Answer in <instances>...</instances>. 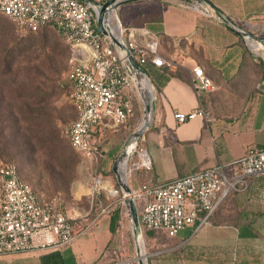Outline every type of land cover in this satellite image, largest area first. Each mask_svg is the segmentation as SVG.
<instances>
[{"label":"crops","instance_id":"1","mask_svg":"<svg viewBox=\"0 0 264 264\" xmlns=\"http://www.w3.org/2000/svg\"><path fill=\"white\" fill-rule=\"evenodd\" d=\"M212 1L244 29L264 25V0ZM119 11L123 12V21ZM115 14L127 39L143 46L157 42L161 55L176 60L172 66L144 67L149 80L143 81V91L148 90L151 97L153 116L142 137V150L151 165L134 168L129 181L132 188L156 186L220 163L231 173L234 162L249 148H264V80L253 87L246 98V108L238 115L216 114L210 122L195 118L183 123L174 117L175 112L193 110L203 101L193 85L195 66H201L219 84L222 76L231 79L238 73L247 57L242 37L216 17L190 8L186 0H132L112 13L110 23ZM113 29L119 32L120 22L113 24ZM230 33L235 37L227 40ZM252 45L256 49L263 47L258 42ZM232 64L235 67L229 73ZM117 158L118 155L109 161L111 171ZM132 160L140 162V157ZM104 174L121 189L113 171ZM222 200L211 221L200 228L187 226L173 237L152 235L153 242L162 247L150 264H264V177L253 176ZM110 222L111 214H105L93 227L97 236L108 232L105 243L90 258L84 247L74 246L73 250L72 245H67L58 250L0 255V264H43L42 256L56 251L67 264H94L104 256L106 243L115 238Z\"/></svg>","mask_w":264,"mask_h":264},{"label":"built area","instance_id":"2","mask_svg":"<svg viewBox=\"0 0 264 264\" xmlns=\"http://www.w3.org/2000/svg\"><path fill=\"white\" fill-rule=\"evenodd\" d=\"M186 1L190 8L215 17L205 3ZM101 3L102 0H0V13L12 20L21 33L52 25L70 46L64 81L72 89L78 117L67 126L66 135L82 160L91 163V209L73 213L65 210L60 200L42 202L31 183L20 176L15 163L0 165V255L58 250L69 245L93 228L102 215L110 213L103 205V195L120 196L119 228L124 226L127 206L123 191L114 187L100 163L106 131L128 122L134 114L135 96H141L130 56L143 68L149 64L172 66L176 60L161 55L157 42L143 46L127 39L121 23L119 34L99 31L97 14ZM114 12L110 11L108 17ZM106 26L109 29L110 25ZM193 74V85L201 98L217 89L201 66H195ZM174 117L178 123L195 118L207 122L215 119L203 101L193 110L175 112ZM136 153L135 147L122 166L128 181L135 167L151 165L142 149L138 151L140 162L135 163L132 159ZM253 176L264 177L263 147L249 148L234 162L231 173L220 163L156 186L132 188L141 228L162 230L169 236L187 226L198 229L210 220L228 193L239 185L245 186ZM95 208L101 210L94 214ZM126 214L129 216L128 209ZM201 214L204 215L200 217Z\"/></svg>","mask_w":264,"mask_h":264},{"label":"rangeland","instance_id":"3","mask_svg":"<svg viewBox=\"0 0 264 264\" xmlns=\"http://www.w3.org/2000/svg\"><path fill=\"white\" fill-rule=\"evenodd\" d=\"M119 18L123 21L122 11H119ZM119 18H114L113 24L118 20L122 25ZM259 26H254L252 30H245L252 31L264 38V25H261V28ZM13 27L15 34L24 38L25 41L29 38L40 40L42 38V30L44 29L42 28L33 33H21L16 29L14 24ZM47 28L48 40L52 47L56 44L62 47L68 45L57 29L53 26H48ZM234 37L235 35L230 33L226 39L231 40ZM244 43L254 58L250 64L249 74L236 81L222 76L221 84L214 81L218 86L217 90L204 93L203 95V104L209 107L214 115L218 114V112L230 116L240 114L246 108V98L253 90V87L260 83V76L256 75L255 72H260L259 64L264 62V48L256 50L255 45H252L254 41L250 39L244 40ZM197 52L201 53V50ZM51 56L53 57L52 59ZM3 57V45L0 44V59ZM4 66L5 62L0 61L1 72L4 70ZM234 67L232 64L228 70L229 73ZM67 69L68 55L59 51L56 54L51 52L49 56L33 53L29 59H25L24 62L21 61L18 68L15 67L7 74H0V165L4 162L15 163L20 176L31 183L42 202L56 199L60 200L62 207L70 213H73L75 210H85L88 212L91 209V163H86L82 160L80 155L72 148L66 135L67 126L78 117V112L72 102V89L64 81ZM37 85H45L48 91H51L50 96L47 98L48 104L44 108L46 113L51 115L48 119L52 124L57 125L61 137L69 145L70 149L81 158L76 179L71 183L70 187L65 189L56 186L45 171L44 166L49 159L47 160V156L43 155L45 149L41 146L40 142L36 138H33L31 130L27 129V122L23 120L20 123L17 122V119L22 118L20 110L24 108V103L27 99L26 92L28 93L29 89ZM151 105L153 116V102ZM144 115L145 107L142 96L137 95L134 99V114L128 122L119 124L116 129L113 128L106 131L107 138L100 151V163L105 173H112L109 161L123 152L125 144L129 142L133 134L140 127ZM45 126L44 128H40L43 134H46L45 131L51 125L47 123ZM142 137L136 145V158L140 157L138 151L142 149ZM104 159H107V161ZM119 197V195H103V205L110 210V213H107V215L111 214L113 208L118 205ZM100 210L95 208L93 212L95 214ZM126 210L125 207L124 226H120L115 233V238L106 243L102 253L104 256H100L94 264H125L127 262L138 264L136 260H133L134 256H136L137 244L133 235L132 222L126 214ZM102 222L105 224L107 218L105 217ZM95 230V228H91L68 246L72 245L73 250L76 249L74 246L84 247L89 251L90 255H88V258H90L95 253H98L100 246L107 240L106 232L108 231L104 230L105 233L101 232L97 236L94 233ZM154 234L170 237L162 230H153V233L150 235L144 229L142 230L139 244L142 252L151 254L148 257L149 264L155 252H158L162 247V245L153 242L152 235Z\"/></svg>","mask_w":264,"mask_h":264},{"label":"trees","instance_id":"4","mask_svg":"<svg viewBox=\"0 0 264 264\" xmlns=\"http://www.w3.org/2000/svg\"><path fill=\"white\" fill-rule=\"evenodd\" d=\"M13 24L14 23L12 20L1 13L0 44L3 45L4 57L1 58L0 61H4L5 66L2 72L0 70V74H7L15 67L18 68V65L21 63V61L24 62L25 59H29L33 53L49 56L51 52L56 54L61 51V53L68 55L69 62V58L71 56L70 46L67 45L62 47L56 44L54 47H52L48 40L47 27L52 25H46L42 27L44 29L42 30V38L40 40L29 38L27 41H25L24 38H21L19 35L15 34ZM33 32L36 31H30L29 33ZM245 52L247 57H245V60L243 61V66L240 68L238 73L234 75L233 78H231V80L236 81L237 79H242L249 74L250 64L254 58L248 49H246ZM52 58L53 57L51 56V59ZM259 66L260 72L257 71L255 74L260 76V80H264V62H261ZM26 94L27 99L24 103V108H21L20 110L22 118L17 119V122L20 123L22 120L27 122V129L31 130L33 138H36L38 142H40L41 146L45 149L43 155L47 156V160H49L46 162L44 169L48 173L49 177L59 188H68L77 177L78 165L81 158H79L70 149L69 145L61 137L57 125L52 124V122L48 119L51 115L46 113L44 108H46L48 104L47 98L50 96L51 91H48V88H46L45 85H37L29 89L28 93L26 92ZM218 114L226 115L220 112H218ZM47 123L51 126H49L48 130L45 131L46 134H43L41 133L40 128L46 127L45 124ZM228 194L225 197H227ZM223 202L224 200L221 201L220 205ZM121 211L122 207L120 202L111 211L110 230L112 233H116L119 228ZM203 215L204 214H201L200 217ZM145 232H147L149 235L153 233V231L150 230H145ZM42 262L43 264H67L66 260L57 251L44 254L42 256Z\"/></svg>","mask_w":264,"mask_h":264},{"label":"water","instance_id":"5","mask_svg":"<svg viewBox=\"0 0 264 264\" xmlns=\"http://www.w3.org/2000/svg\"><path fill=\"white\" fill-rule=\"evenodd\" d=\"M132 0H107L103 3H101V6L99 8L98 14H97V28L99 31L105 33V34H113L115 35L110 27L106 26L108 23V14L112 10H117V8L126 2H129ZM206 5H208L211 10L214 12L215 17L222 22L229 30L237 34L238 36L242 37L244 40L250 39L254 42L262 43L264 48V38L251 32L248 30H245L242 26L237 24L233 19H231L227 14L222 12L217 5L212 0H198ZM122 40V39H121ZM123 41V40H122ZM130 62L134 69L135 76L137 78L138 87L141 91V96L144 102L145 112L147 108L146 100H145V92L143 91V81H145L148 76L145 71V69L139 64V62L133 57L130 56ZM152 104V101H151ZM152 109V105H151ZM152 119L150 116L147 118V120L138 128L137 132L133 134L132 138L129 140L127 145L124 147L123 152L118 156L116 161L114 162L112 166V171L114 172L116 179L121 186V189L124 194V200L128 209V214L130 217V220L132 222V229H133V235L136 240L137 244V252L136 256H134L133 260H136L138 264H149L148 263V257L151 255L146 252H142L141 246L139 244V238L142 235V228L140 225L139 220V210L136 205L135 199L133 197V190L132 186L130 185L125 171L122 169L123 162L125 160V164L127 162L129 154L135 149L138 140L143 136L144 132L150 127Z\"/></svg>","mask_w":264,"mask_h":264},{"label":"bare ground","instance_id":"6","mask_svg":"<svg viewBox=\"0 0 264 264\" xmlns=\"http://www.w3.org/2000/svg\"><path fill=\"white\" fill-rule=\"evenodd\" d=\"M116 13V12H115ZM112 15V14H111ZM110 15V16H111ZM109 16V17H110ZM114 18H118L117 17V14L114 16ZM113 18V19H114ZM109 19V18H108ZM113 19H112V21H113ZM111 21V23L109 22V20H108V23H109V25H110V29L114 32V33H116V34H119L120 33V29H119V32H116L114 29H113V22ZM118 20L116 21V23H115V25H117L118 24ZM261 45V44H260ZM259 46V45H258ZM256 48V47H255ZM256 50H258V49H256ZM148 79V78H147ZM150 85V84H149ZM152 85V84H151ZM142 87H143V84H142ZM153 87V86H152ZM145 92V100H146V104H147V108H146V112H145V115H144V117H143V121H142V123H141V125L147 120V118L150 116V118L152 119V109H151V101H150V98L151 97H149V95H148V90H146V91H144ZM151 93V92H150ZM140 125V126H141ZM123 164L125 165V160H124V162H123Z\"/></svg>","mask_w":264,"mask_h":264}]
</instances>
